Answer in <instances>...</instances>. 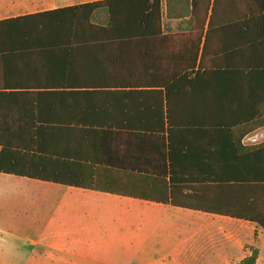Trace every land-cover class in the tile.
I'll list each match as a JSON object with an SVG mask.
<instances>
[{"label":"crops","instance_id":"1","mask_svg":"<svg viewBox=\"0 0 264 264\" xmlns=\"http://www.w3.org/2000/svg\"><path fill=\"white\" fill-rule=\"evenodd\" d=\"M103 1L0 0V21ZM94 17L109 26L106 9ZM194 24L161 0L154 35L2 37L0 134L29 136L43 149L26 160L59 157L85 186L0 173V264H240L253 250L264 264L263 228L188 208L219 199L215 152L232 136L264 143V71L247 63L257 36L205 44Z\"/></svg>","mask_w":264,"mask_h":264},{"label":"trees","instance_id":"2","mask_svg":"<svg viewBox=\"0 0 264 264\" xmlns=\"http://www.w3.org/2000/svg\"><path fill=\"white\" fill-rule=\"evenodd\" d=\"M135 1L138 0H107L0 21V40L5 39L2 38L4 36L13 39L12 36L21 35L31 41L33 35L45 33H161V0H145L147 2L144 4ZM175 1L168 0V16L191 15L195 21L193 30L200 36L206 33L205 44L211 34L221 35L227 31L244 30L248 35H256L257 37L248 38L246 41L254 50L252 54H247V63L251 68H261L264 71V0ZM99 9H106L109 14L107 28L101 26V20L99 24L95 21L94 14ZM118 11H124L125 16H117ZM200 41L199 39L197 42ZM196 60L197 57L193 66ZM204 60L205 55L202 52L199 56V68L205 67ZM213 63L215 68L224 66L221 55L216 56ZM9 123H12L9 129H13L14 121ZM242 139V136H232L228 151L215 152L214 189L219 192V199L203 207L188 208L248 221L264 229V143L244 146ZM0 149V173L62 185L85 186L78 181L77 170L63 166L59 157L50 159L35 155L30 158L33 161L26 160L30 152L43 149L37 142L31 145L27 135L0 134ZM222 158L223 167L217 165V161ZM222 192L225 198L221 197ZM226 193L229 194V199ZM257 256V250H253L252 255L240 264H255Z\"/></svg>","mask_w":264,"mask_h":264}]
</instances>
